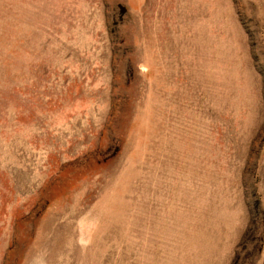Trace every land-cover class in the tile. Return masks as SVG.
Segmentation results:
<instances>
[{"label":"rangeland","instance_id":"374dc122","mask_svg":"<svg viewBox=\"0 0 264 264\" xmlns=\"http://www.w3.org/2000/svg\"><path fill=\"white\" fill-rule=\"evenodd\" d=\"M0 264H264V0H0Z\"/></svg>","mask_w":264,"mask_h":264}]
</instances>
